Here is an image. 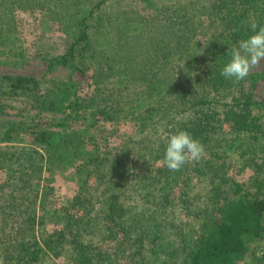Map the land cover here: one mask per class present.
Wrapping results in <instances>:
<instances>
[{"label":"trees","instance_id":"16d2710c","mask_svg":"<svg viewBox=\"0 0 264 264\" xmlns=\"http://www.w3.org/2000/svg\"><path fill=\"white\" fill-rule=\"evenodd\" d=\"M30 1H37L35 5L41 7L50 2ZM105 1L98 0L96 7ZM183 1L179 4L190 6L192 14L186 34L181 33L182 39L185 44L191 42L195 30L193 27L198 24L202 26L203 35L207 39L204 50L194 52L196 60L187 65L181 64L183 57L180 55L172 58L173 53L168 51L166 44L163 47L155 45V52L162 55V75L148 78L153 85L147 83L148 88H161L162 92L171 90L168 94L174 93L180 97L188 91L187 84L183 82V74L194 76L198 85L189 93L191 102L185 105L181 103L172 120L167 119L160 127L161 118L156 120L153 114L159 109L154 104L151 109L141 111V119L146 120L149 115L147 121L149 120L152 126L143 125L140 135L125 142L116 153L93 141L91 149L78 148L75 144V149L64 156L58 153V149L70 138L59 132L46 130L36 131L33 137L35 143L46 147L44 152L35 147L8 151L0 149V257L3 258L4 264H35L40 261L43 248L36 237L35 216L38 207L42 210L51 207L49 196L54 187L47 181H50L49 176L57 169L67 178L71 177L77 188L73 203L76 207L72 206L75 210L70 212L69 207L63 205L61 210L64 213L60 220L56 219L61 226L57 235L65 239L68 247V256L63 264H151L150 259L143 255L145 239L141 234H150L152 231L158 232L161 237L166 236L174 243V252L168 256L175 260L172 264H231L232 259L237 261L238 258L243 259L246 256L251 243L264 241V174H256L247 183L233 185V181L226 176V171L220 168L219 175L213 173L208 175V178H202L205 181L204 193L201 197L191 199V196H184L183 189L179 188L186 179H190V167L185 165L180 171L172 172L164 162L167 137L179 130H187L209 153L213 150L211 144L202 140L201 136L208 132V129L215 131L217 125L224 122L231 124L230 130H225L224 136L227 137L222 140L227 142L226 146L230 151H235L241 142L247 140V136L252 140L264 136L263 125L255 131L254 125L258 118L252 114V109L250 110L253 104L251 100H240V96L235 95L223 94L221 99L217 96L219 90H227L235 84L243 83V80L235 83L226 79L221 70L230 60L228 49L252 34L251 23L255 21L258 25H264V0ZM0 4V11L4 13L12 11L11 8L16 2L0 0ZM121 30L116 31L117 35H122L117 39L127 44L126 40L134 36H127L130 30L125 33ZM132 31L136 35V31ZM176 33L177 30L173 36ZM89 37L90 34L85 30L83 38L89 41ZM89 42H85L81 50L88 48ZM151 46L150 48L154 49ZM70 48L71 51L73 48ZM75 53L82 54L81 51ZM167 56L170 58L167 59ZM157 57L155 55L154 59ZM73 58L72 56L69 59L72 61ZM158 60H153V64ZM64 61L69 60L65 58ZM196 62L199 65H196ZM204 64L209 65L207 68H199ZM143 67H146V64ZM99 70L96 67L93 73L98 81L101 82L103 78V82H106L110 79L108 74ZM166 70L172 71L170 76H167L169 73L166 74ZM98 74H102V77ZM115 75L111 80L114 83L110 88L112 92H116L117 85L125 89L132 87V82H122V74ZM137 79L142 80V76ZM0 83V97L10 93L19 94L31 101L34 107L51 112L66 110V106L62 105L66 97L58 100L54 97L51 102H47L48 106L41 101L39 96H36L35 89L43 82L32 77H7L6 81ZM136 87L138 90V86ZM207 88L211 89L206 95L202 91ZM213 90L215 93L211 92ZM150 92V88L141 92L138 90L140 98L135 101L141 100L143 105L146 104L147 100L151 99ZM168 94L165 93L161 97L162 109L175 105L172 99L166 100ZM119 95L118 102L122 110L132 107V97ZM78 101L77 98L67 106L75 105L74 109L78 110ZM108 103L114 104L110 100ZM200 104L206 106L205 110L202 109V114H198L197 110ZM4 106V103H0V112ZM103 107L107 108V103H104ZM222 110L224 111L221 118ZM97 112L102 116L107 114L104 109ZM190 113L192 116L188 117ZM184 115L186 117H181ZM74 117H80V114L76 113ZM174 117L177 119L173 121ZM59 125L66 124L63 122ZM19 126L22 127L21 124L15 125L12 121L1 120L0 142L19 139L16 138ZM157 127L164 128V133H159V139L153 137ZM61 139L63 141L59 142ZM81 139L83 140L82 137ZM71 164L74 168L69 172ZM44 174L48 175L47 180L43 179ZM174 189H178L176 197L173 195ZM178 210L183 212L178 213ZM189 215L192 216L191 221L181 223L180 226L172 225L176 217ZM96 227L101 234L95 232ZM107 240L111 242L112 247L102 245V242Z\"/></svg>","mask_w":264,"mask_h":264},{"label":"rangeland","instance_id":"374dc122","mask_svg":"<svg viewBox=\"0 0 264 264\" xmlns=\"http://www.w3.org/2000/svg\"><path fill=\"white\" fill-rule=\"evenodd\" d=\"M13 1L16 4L11 8L12 11L4 13L0 11V81H6L7 77L8 79L15 76L32 77L36 81L43 82L35 89V94L44 103L51 102L50 100L54 97L57 100L64 97L67 99L62 101V105L66 106L65 111L51 112L34 107L31 101L19 94L10 93L0 97V103L5 104L0 112V121L8 120L15 125H22L21 128L18 127L19 134L16 138L19 139L0 142V149L8 151L35 147L44 152L46 147L35 143L33 137L36 131L46 130L59 132L70 138L67 143L59 146L58 153L64 156L75 149V144L78 148L91 149L93 141H97L102 147L107 146L116 153L121 150L125 142L132 141L140 135L143 125L152 126L149 120L147 121L149 115L146 120L141 119V111L151 109L154 104L159 111L153 114L156 120L161 118V127L167 119L172 120L175 110L180 108L181 103L185 105L191 102L189 93L198 85L192 74L185 76L183 74V82L187 84L188 91L180 97L174 93L168 94L171 90L162 92L161 88L154 90L149 87L152 91L150 101L147 100L144 105L141 100L135 101L140 98L138 90L141 92L145 88L149 89L147 83L153 85L148 78L155 75L157 78L162 75L160 71L162 55L155 52V45L163 47L166 44L168 51L173 53L172 58L182 56L183 59L178 61L187 65L196 60V52L204 50L207 39L203 35L202 26L194 25L191 42L185 44L182 39L181 33L186 34L192 14L190 6L185 7L179 4L183 0H106L97 7L98 0H50L45 7L36 6L37 1ZM132 29L136 31V35ZM85 30L90 34L91 43L83 38ZM118 30L123 33L130 30L127 36L134 37L126 40L127 44H123V40L117 39L122 36L119 33L117 35ZM176 30L177 33L173 36ZM85 42H89L88 48L81 50ZM71 46L73 49L70 51ZM77 51H81L82 54L76 55ZM68 52L72 54L75 61L70 60L72 56ZM155 55L158 57L154 59ZM65 58L69 61L65 62ZM169 58L167 56V59ZM153 60L158 61L153 64ZM145 64L146 67H143ZM195 64L199 65L198 62ZM209 64L201 65L199 68H207ZM96 67L100 69V72L110 76L108 80L105 78L108 82H103V78L100 82L97 77H94ZM166 71V74L169 73L167 76H170L172 71ZM119 73L122 74V77L120 76L122 82H132L133 85L128 89L123 86L119 88L117 85L116 92H112L110 88L114 83L111 80L116 77L115 74L120 75ZM98 75L102 77V74ZM141 76L142 80H138L137 78ZM211 88L202 92L207 95ZM211 92L215 93L214 90ZM165 93L168 94L166 100L174 101V107L161 108L163 105L161 97ZM119 94L132 97V107H125V111L122 110L118 102ZM223 94L240 96V100L241 98L251 100L254 105H251L250 110L252 109V114L258 118L254 125L255 131L261 129L262 125L264 129V61L252 70L243 83L235 84L227 90H219L217 96L221 99ZM77 98L79 101L76 106L80 107L78 110L74 109L75 105L67 106L69 102H74ZM109 100L114 104L110 105ZM104 103H107V108L103 107ZM103 109L107 111V114L99 115L97 111ZM202 109L205 110L206 106L200 104L197 108L198 114L203 113ZM223 111L220 112L221 118ZM76 113H79L80 117H74ZM190 116H192L191 113L188 117ZM176 119L174 117L173 121ZM63 122L66 125H59ZM230 127V122H224L221 125L218 124L215 131L208 129V132L201 136L202 140L211 144L213 150L209 153L205 149V158L199 162L187 164L191 170L189 173L191 177L186 179L184 184L179 185V188L183 189L184 196H191V199L201 197L205 191V181L202 178H208L207 176L213 173L219 175L220 168L226 171V176L233 181V185L247 183L256 174H264V136H260L257 140L247 136L246 141L241 143L238 141L240 144L235 151H230L226 146L227 142L222 141L224 137H227L224 136L225 130L229 131ZM163 130L164 128L157 127L153 137L159 139V133H164ZM62 141V139L59 140V142ZM208 164H210L209 167ZM73 168L74 165L71 164L69 172ZM60 172L58 169L55 170L49 176L50 181H47L54 187L53 193L49 196L51 207L44 210L38 207L36 212V237L43 248V253L40 261L35 264H63L68 256L65 239L57 235L61 229L58 220L64 213L61 210L63 205L69 207L70 212L75 210L73 207L76 205L74 206L73 203L77 188L75 182L71 181V177L67 178ZM47 176L44 174L43 179L47 180ZM173 195L175 197L178 195V189L173 190ZM179 212L183 211L178 210ZM57 218L59 219L56 220ZM188 220H192L191 215L178 216L173 219L172 225L180 226ZM167 226H161V228ZM96 228L95 232L101 234L99 228ZM141 235L145 239L143 255L150 259L151 264H166V262L172 264L174 259L168 258L174 252L172 241L166 236L161 237L155 231ZM102 245L112 247L109 240L102 242ZM232 260L231 264L234 261V264H264V241L251 243L243 259Z\"/></svg>","mask_w":264,"mask_h":264},{"label":"clouds","instance_id":"9594fccd","mask_svg":"<svg viewBox=\"0 0 264 264\" xmlns=\"http://www.w3.org/2000/svg\"><path fill=\"white\" fill-rule=\"evenodd\" d=\"M251 29L250 36L228 49L230 60L221 70L226 79H231L235 83L248 77L252 70L264 61V25H258L253 21ZM205 155L204 145L193 138L187 130H179L167 137L164 162L172 172L180 171L187 164L199 162ZM0 264H4L2 257Z\"/></svg>","mask_w":264,"mask_h":264}]
</instances>
